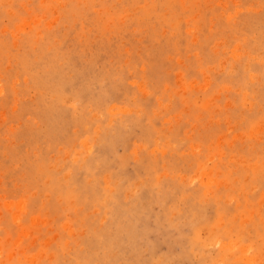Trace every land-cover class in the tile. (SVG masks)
I'll return each mask as SVG.
<instances>
[{
    "label": "rangeland",
    "instance_id": "obj_1",
    "mask_svg": "<svg viewBox=\"0 0 264 264\" xmlns=\"http://www.w3.org/2000/svg\"><path fill=\"white\" fill-rule=\"evenodd\" d=\"M0 264H264V0H0Z\"/></svg>",
    "mask_w": 264,
    "mask_h": 264
},
{
    "label": "bare ground",
    "instance_id": "obj_2",
    "mask_svg": "<svg viewBox=\"0 0 264 264\" xmlns=\"http://www.w3.org/2000/svg\"><path fill=\"white\" fill-rule=\"evenodd\" d=\"M24 262V261H23Z\"/></svg>",
    "mask_w": 264,
    "mask_h": 264
}]
</instances>
